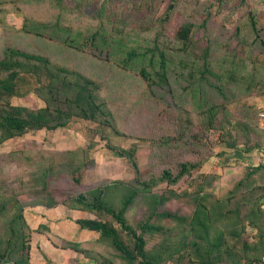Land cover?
<instances>
[{"label": "rangeland", "instance_id": "1", "mask_svg": "<svg viewBox=\"0 0 264 264\" xmlns=\"http://www.w3.org/2000/svg\"><path fill=\"white\" fill-rule=\"evenodd\" d=\"M169 5L173 6L171 11L167 9ZM0 10V59L4 50L12 47L45 56L60 67L95 80L119 132L79 121L54 131L31 130L0 146V194L16 195L26 205L23 216L30 244L29 264H93L89 258L99 257L124 264L108 242L75 223L91 217L89 213L61 204L51 209L32 204L45 195L62 200L107 187L106 197L118 209L135 173L128 161L107 145L134 149L141 180L157 177L164 169L175 174L181 162H200L198 170L176 185L160 183L155 188L177 193L195 190L202 183L201 174L216 175L219 179L211 192L222 193L244 176V164L258 163L257 151L244 155V129L238 123L244 124L245 119L254 126L258 109L264 107L261 89L246 99L244 91H238L236 98L221 103L224 111H220L214 124L225 116L228 122L217 130L207 127V117L200 114L192 93H182L183 80H170L173 96L157 88L148 89L138 73L143 63L124 67L122 60L129 49L142 51L157 39L160 47L174 57V70L185 72L178 65L181 56L199 62L196 56L180 51L182 43L176 38L177 30L190 22L195 27L189 50L192 55L201 54L207 46L215 72L232 62L240 67L238 73L246 80L255 69L256 80L262 81L264 49L254 40L248 12L260 18L258 27L262 26L263 33L264 0H0ZM203 20L207 24L199 28ZM24 23L31 33L22 30ZM94 34H99L95 40L98 49L87 41ZM100 37L107 38L109 48ZM41 81L47 82L43 76ZM22 91L24 96L10 99L12 105L44 107L40 95L28 87ZM212 98L208 93L206 100L210 102ZM178 104L187 109L188 116L177 109ZM187 117L190 124L185 122ZM229 132L237 136L236 148L226 149L219 139H227ZM185 206L173 201L165 204L168 209ZM149 211L148 200L139 196L127 210L126 218L136 226L148 218ZM230 221L220 220L216 225L228 227ZM164 224L170 226L172 222ZM4 229L5 220L0 219V235H4ZM254 234L246 227L242 237L252 241ZM122 237L127 240L125 235ZM146 238L149 249L156 241L148 235ZM80 249H89V258L77 251ZM173 261L167 264H175ZM180 264H186V259Z\"/></svg>", "mask_w": 264, "mask_h": 264}, {"label": "trees", "instance_id": "2", "mask_svg": "<svg viewBox=\"0 0 264 264\" xmlns=\"http://www.w3.org/2000/svg\"><path fill=\"white\" fill-rule=\"evenodd\" d=\"M172 8L169 5L167 9L171 11ZM206 24L207 20H203L199 28H205ZM259 24L260 18L249 11V28L254 40H258L264 49V31L262 33ZM194 28L193 23L187 22L176 32V38L182 43L180 51L196 56L199 61L181 56L178 65L185 72L174 70V57L160 47L157 39L152 47L142 51L129 49L122 64L128 67L133 63H143L138 73L148 89L157 88L171 96L170 80H183L182 93L189 92L195 97L200 114L207 117V127L220 130L222 124L228 122L225 116L214 124L220 111H224L221 103L236 98L238 91H244V99L259 89L263 96L264 72L262 81L256 80L255 69L246 80L238 73L240 67L232 62L220 72H215L210 63L209 47L206 46L198 55L189 52ZM22 30L31 33L27 23H24ZM238 31L236 28V33ZM98 35L87 38L95 49H98L95 44ZM101 41L109 48L107 38ZM42 76L46 78L45 84L41 81ZM210 78L215 81L212 82ZM30 81L34 84L31 85ZM23 87L40 95L44 107L31 109L12 105L11 98L24 96ZM99 90L100 84L95 80L60 67L45 56L7 47L0 59V146L31 130L54 131L79 121L93 122L119 133L114 116L99 96ZM208 93H212L213 97L210 102L206 100ZM177 109L189 115L183 105L178 104ZM262 109L264 107L256 113L254 126L245 119L244 124L238 123L244 129V152L257 151L258 157L264 149V128L258 123V114ZM185 122L190 124L189 117ZM228 135L227 139L225 136L219 139L226 149L236 148L237 136L230 132ZM192 138L196 139L194 136ZM107 147L124 157L135 173L132 184L126 186L118 209L109 203L105 193L109 189L107 187L93 189L85 194L68 195L62 200L45 195L41 202L33 201L32 204L48 209L61 204L71 210L89 213L91 217L77 219L75 223L80 229L95 232L100 240L108 242L124 264H167L173 260L175 264H180L184 259L186 264H264V167L259 163L244 164V176L222 193L211 192L213 183L219 179L213 174H201L202 183L192 192L177 193L172 189L155 188L160 183L176 185L184 177L191 176L192 171L198 170L200 162H181L175 174L164 169L157 177L141 180L134 149ZM139 196L148 200L150 211L147 219L133 226L128 222L126 212ZM170 201L186 206L183 209H168L165 204ZM25 207L16 195L5 197L0 194V219L5 220L4 235H0V264H29L30 244L26 240L27 223L23 216ZM229 219L232 221L228 227L216 225L220 220L227 223ZM167 220L172 225H165L164 221ZM246 227L255 232L252 241L242 237ZM147 235L156 241L149 249ZM77 251L86 258L91 254L89 249ZM89 259L93 264H117L102 257Z\"/></svg>", "mask_w": 264, "mask_h": 264}, {"label": "built area", "instance_id": "3", "mask_svg": "<svg viewBox=\"0 0 264 264\" xmlns=\"http://www.w3.org/2000/svg\"><path fill=\"white\" fill-rule=\"evenodd\" d=\"M258 123L262 128H264V109H262L258 114ZM258 163L264 167V149L259 154Z\"/></svg>", "mask_w": 264, "mask_h": 264}, {"label": "crops", "instance_id": "4", "mask_svg": "<svg viewBox=\"0 0 264 264\" xmlns=\"http://www.w3.org/2000/svg\"><path fill=\"white\" fill-rule=\"evenodd\" d=\"M245 154H248V153H245V152H244V155H245ZM244 157H245V156H244ZM263 208H264V205H263ZM37 264H38V263H37Z\"/></svg>", "mask_w": 264, "mask_h": 264}]
</instances>
